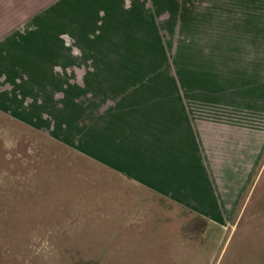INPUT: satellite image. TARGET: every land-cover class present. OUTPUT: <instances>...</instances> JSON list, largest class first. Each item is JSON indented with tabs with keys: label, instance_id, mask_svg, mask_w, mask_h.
I'll use <instances>...</instances> for the list:
<instances>
[{
	"label": "rangeland",
	"instance_id": "374dc122",
	"mask_svg": "<svg viewBox=\"0 0 264 264\" xmlns=\"http://www.w3.org/2000/svg\"><path fill=\"white\" fill-rule=\"evenodd\" d=\"M121 1L50 25L62 35L49 63L71 69L51 77L68 87L20 89L21 119L1 106L0 264H264V0ZM179 84L195 121L223 129L215 172L245 173L259 140L252 181L217 223L108 166L124 169L130 154L135 178L140 161L144 177H166L167 137L142 135L124 107Z\"/></svg>",
	"mask_w": 264,
	"mask_h": 264
},
{
	"label": "crops",
	"instance_id": "0c3cea01",
	"mask_svg": "<svg viewBox=\"0 0 264 264\" xmlns=\"http://www.w3.org/2000/svg\"><path fill=\"white\" fill-rule=\"evenodd\" d=\"M122 6L121 0H0V109L5 103L11 104L12 114L21 119L20 115H16L17 105L25 102L20 96V89L42 88L37 94L45 97L46 89L54 84L68 87L61 79L54 81L51 77L52 72H69L71 69L68 65L57 67L49 63L53 53L51 42L62 35L52 32L50 25L80 23L79 17L85 19L105 15L112 7L121 9ZM84 22L90 21L86 19ZM73 70L87 72L85 67L77 65ZM83 76L81 81H76L81 88L86 81ZM73 82L70 80L72 85ZM175 89L178 94H158L142 100L138 98L141 101L137 104L135 101L130 103L136 104V107H124L129 118L140 119L142 135L149 130H157L167 137L161 147L164 151H157V157H161L162 162L159 167L164 168L162 172L166 177L155 180L144 177L143 166L147 165L140 161V176L135 178L130 154L129 164L124 169L110 162L108 166L209 222L217 223L221 221L219 216L227 215L228 209L231 210L234 203L243 198L247 185L252 181L250 173L256 170L260 161L259 140H251L253 155L245 173L229 179L227 171L226 174L215 172L214 163L220 162L221 156H226L222 152L227 151L225 136L221 138L223 129L219 126L213 128L210 121L196 122V113L186 106L187 97L179 95L180 84ZM9 90L17 95L11 100H4ZM205 100L210 102L208 97ZM28 102L42 103L41 100L36 102L35 97H28ZM191 103H195L194 99ZM163 104L169 108L164 110ZM143 106H148L153 113L150 116L141 114L145 111Z\"/></svg>",
	"mask_w": 264,
	"mask_h": 264
}]
</instances>
